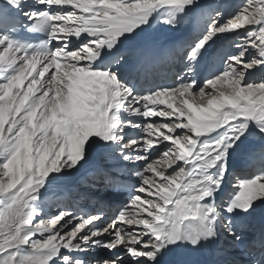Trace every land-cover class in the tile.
Here are the masks:
<instances>
[{
    "label": "snow or ice",
    "instance_id": "snow-or-ice-1",
    "mask_svg": "<svg viewBox=\"0 0 264 264\" xmlns=\"http://www.w3.org/2000/svg\"><path fill=\"white\" fill-rule=\"evenodd\" d=\"M74 177L127 193L110 223ZM257 216L264 0H0V264H264Z\"/></svg>",
    "mask_w": 264,
    "mask_h": 264
},
{
    "label": "bare ground",
    "instance_id": "bare-ground-1",
    "mask_svg": "<svg viewBox=\"0 0 264 264\" xmlns=\"http://www.w3.org/2000/svg\"><path fill=\"white\" fill-rule=\"evenodd\" d=\"M29 2L32 3V2H34V0H29ZM232 2L233 3H242L241 0H232ZM194 29H195V23H193L191 25H185V27L183 29H181L175 33H165V30L159 24H157L156 22H153V28L151 29V31L153 33H156V34H162V35L166 36V38H168L171 43L179 44L183 40L189 38L191 33L194 31ZM180 67L181 66L178 63L176 65L172 66L171 67V70H172L171 74L178 72L180 70ZM168 72H169V70L166 71V74ZM260 75H261L260 72L255 73V76H257V77ZM231 166L233 169H236L238 171L236 173L238 175H250L249 173H251L250 163H249L248 157L246 155L234 156L233 160L231 161ZM90 185H91V180H87L86 177H74L69 181V187H75L78 189L79 192H81L83 194L77 198L76 206L83 209L84 211H90L89 207H92V208L102 207L104 212H105V216L108 219L111 217L114 209H116L122 203H125L127 201V193L126 192L122 196L115 195V194L103 195V194H96L94 192L92 195L89 194L90 196H86L84 194V192L87 193L86 190H88V189L90 190ZM229 190H230V187H229ZM83 197H87L86 202H80V199L82 200ZM88 198H90V199L88 200ZM92 203H94L93 206H92ZM77 214L79 215L80 213H77ZM107 219H106L105 223L107 222ZM262 224H264V222H262V220L259 216H257L255 219H252L251 221L245 222V224H244V231H246L245 232V236H246L245 245H247L250 242H254V241L258 242L259 235H260V229L262 227ZM245 245H242L241 249H239V250L238 249H230L233 252V257L240 260L241 262H243L246 259V257L244 255L242 256V249ZM98 249L92 250L89 253V255L91 257H93V256H95V257H101L102 256L103 257V255H104V256H107L106 258L113 255V253H109V252H107V250H105L103 248H101L100 251H102V253H100V251ZM215 258H216L215 254L211 251H204V252L200 253V260L206 262L207 264L209 261H211Z\"/></svg>",
    "mask_w": 264,
    "mask_h": 264
},
{
    "label": "rangeland",
    "instance_id": "rangeland-1",
    "mask_svg": "<svg viewBox=\"0 0 264 264\" xmlns=\"http://www.w3.org/2000/svg\"><path fill=\"white\" fill-rule=\"evenodd\" d=\"M241 2H243V0H241ZM232 169H233V168H232ZM233 170H234L236 173L238 172L236 169H233ZM249 174H251V173H249ZM230 179H231V178H230ZM229 187H230V185H226V186H225V191H228V190H229ZM86 192L88 193V194H87V193L84 192V194H85L86 196H90V195L93 194V192L90 191L89 189L86 190ZM89 194H90V195H89ZM222 195H223V194H222ZM89 199H90V198H88V200H89ZM86 200H87V197H83L82 200L80 199V202H86ZM93 204H94V203H92V206H93ZM101 204H102V203H101ZM78 205H79V204H78ZM94 208H95V207H94ZM94 208L89 207V210H90V211H93ZM112 210H113V209H112ZM115 210H116V209L113 210V213H112L111 217L113 216ZM111 217L107 219V222H106V223H110V222H111ZM245 232H246V231H245ZM93 250H95V249H93ZM98 250L100 251L101 248H99ZM100 253H102V251H100ZM92 255H93V254H92ZM89 256H90V255H89ZM242 256H243V254H242ZM90 257H91V256H90ZM93 257H95V256H93ZM101 257H102V256H101ZM101 257H96V258H101ZM106 257H107V256H104V255H103L102 258H106Z\"/></svg>",
    "mask_w": 264,
    "mask_h": 264
}]
</instances>
